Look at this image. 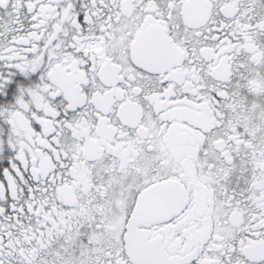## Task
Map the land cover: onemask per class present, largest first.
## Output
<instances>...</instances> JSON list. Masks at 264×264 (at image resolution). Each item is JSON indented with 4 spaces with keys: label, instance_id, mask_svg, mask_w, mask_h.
I'll list each match as a JSON object with an SVG mask.
<instances>
[{
    "label": "snow or ice",
    "instance_id": "6c2138e0",
    "mask_svg": "<svg viewBox=\"0 0 264 264\" xmlns=\"http://www.w3.org/2000/svg\"><path fill=\"white\" fill-rule=\"evenodd\" d=\"M0 264H264V0H0Z\"/></svg>",
    "mask_w": 264,
    "mask_h": 264
}]
</instances>
